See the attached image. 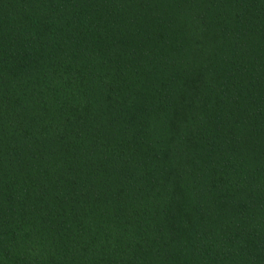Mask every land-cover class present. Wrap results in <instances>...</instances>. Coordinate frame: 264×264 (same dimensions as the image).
<instances>
[{
    "label": "trees",
    "instance_id": "trees-1",
    "mask_svg": "<svg viewBox=\"0 0 264 264\" xmlns=\"http://www.w3.org/2000/svg\"><path fill=\"white\" fill-rule=\"evenodd\" d=\"M0 264H264V0H0Z\"/></svg>",
    "mask_w": 264,
    "mask_h": 264
}]
</instances>
